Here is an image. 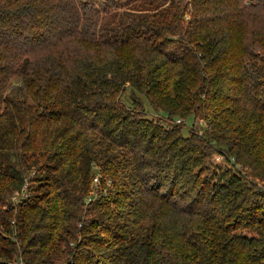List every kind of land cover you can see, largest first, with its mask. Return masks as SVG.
I'll return each mask as SVG.
<instances>
[{"label": "trees", "instance_id": "trees-1", "mask_svg": "<svg viewBox=\"0 0 264 264\" xmlns=\"http://www.w3.org/2000/svg\"><path fill=\"white\" fill-rule=\"evenodd\" d=\"M190 117L203 130L183 135ZM12 259L264 264V0H0Z\"/></svg>", "mask_w": 264, "mask_h": 264}, {"label": "rangeland", "instance_id": "rangeland-1", "mask_svg": "<svg viewBox=\"0 0 264 264\" xmlns=\"http://www.w3.org/2000/svg\"><path fill=\"white\" fill-rule=\"evenodd\" d=\"M10 85H12L13 87L16 86V88H13V89H10L7 93V95H9L10 97H13V98H19L21 97V92L20 90L17 88V86H19V80L18 79H13L10 83ZM131 94L130 91H127L126 92V96H131L129 95ZM125 101L126 102H129V98L125 97ZM141 105H142V108L143 110L145 111V113L149 116H155V117H159L161 115L155 113V111L151 108V106L149 105L147 99L145 97H142L141 98ZM163 121V118L161 119ZM178 120V119H177ZM164 123H168L167 121H164ZM168 125V124H167ZM203 127H204V121L202 119H197V118H194V117H190L188 119H186L184 121V125H183V128H182V134L183 135H187L188 134V131L192 128L194 131H198V132H202L203 130ZM215 164L218 166V165H222L224 166L226 163H224V161H220L218 160L217 156L214 154L212 157H211V160L209 161V164L211 167H214ZM228 165V164H226ZM17 166V165H16ZM18 167V166H17ZM210 167V168H211ZM19 168V167H18ZM35 173V174H34ZM37 174V172H35V170L33 169L32 172H29L27 174V178L25 180V184H26V187H27V191H26V187H23L22 188V191L20 192H14L9 198L8 200L11 202V204L14 206L17 205V203L23 199H26L28 197V193H30V190H32L36 185H38V182L36 181H32L30 180L32 177H35V175ZM101 174V173H100ZM98 176L99 174L98 173H95V175H93V181L92 182H96L97 179H98ZM97 184H99V182H97ZM102 187L99 185V189H101ZM92 189V188H91ZM117 189V186H112L110 183L106 184L105 188L102 190L103 192V195L104 196H107L108 193H109V190L111 191V194L114 193ZM29 191V192H28ZM94 194H95V190H91ZM28 192V193H27ZM91 192V193H92ZM100 195V192H97L96 193V197L97 195ZM98 195V196H99ZM113 195V194H112ZM10 262H12L13 264H16L17 260H9Z\"/></svg>", "mask_w": 264, "mask_h": 264}, {"label": "built area", "instance_id": "built-area-1", "mask_svg": "<svg viewBox=\"0 0 264 264\" xmlns=\"http://www.w3.org/2000/svg\"><path fill=\"white\" fill-rule=\"evenodd\" d=\"M176 122L179 123L180 120H177ZM217 158H218V160H220V161H224V159H223L221 156H217ZM231 162H232V161H231ZM16 264H23V263H22L21 261H17Z\"/></svg>", "mask_w": 264, "mask_h": 264}]
</instances>
